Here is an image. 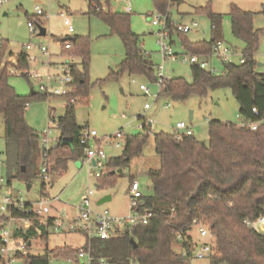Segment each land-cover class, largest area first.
<instances>
[{"label":"trees","instance_id":"1","mask_svg":"<svg viewBox=\"0 0 264 264\" xmlns=\"http://www.w3.org/2000/svg\"><path fill=\"white\" fill-rule=\"evenodd\" d=\"M93 2L98 3L89 0L90 13L104 20L111 33L120 39L125 51L117 71L110 72L108 78L116 79L128 74L130 77H145L157 82L154 65L142 51L139 36L131 30L130 15L104 12L101 7L94 8ZM179 2L174 0L171 5ZM154 5L160 13L165 12L168 6L161 0H154ZM197 13L208 17L212 36L203 49L198 43H186V48L191 55L208 59L213 46L220 42L222 17L214 14L209 7L200 8ZM261 13L264 15V4ZM229 17L233 37L243 44V63H223L219 75L192 65L190 83L182 78L158 79V97L183 102L192 95L204 97L209 91L229 89L238 105V115L255 119L257 117L252 113L255 108L260 118L264 116V75L257 73L254 60L259 36L264 31L254 29V14L250 12L232 6ZM66 42L61 41L64 45ZM69 44V49L63 45L64 50L81 60V70L76 65H70L74 91L69 97L85 101L89 86V41L78 37L70 40ZM8 54L6 44L1 41L0 117L4 125L7 183L10 184L11 180L30 183L37 164L42 168L46 159L47 180L52 179L54 174L62 177L68 170V161L83 159L85 153V146L79 144V139L73 141L71 147L60 145L61 138L72 137L76 131L81 134L83 130L76 124L75 105H65L64 115L57 121L60 132L57 147L47 154L43 153L39 135L27 124L24 115L29 100L47 97L36 93L20 96L15 92L8 84L11 74L4 61ZM16 62L17 68L26 69L27 54H17ZM141 119L143 134L123 135L122 154L107 159L102 176L96 179L99 188L113 187L118 178V174L113 172L121 170L122 174L130 169L133 161L143 156L151 128ZM208 137V143H204L193 136H184L178 141L173 133L153 135L158 165L145 174L152 193L149 196L142 195L138 207L139 212H147V224L127 227L116 238L105 241H88L85 238L84 248L63 246L46 250L43 256L17 253L14 258L23 264H49L51 258L73 262L83 251L91 256L94 264L100 259L116 264H187V260L192 258L191 251L197 247L190 231L202 225L207 228L209 239L213 241L212 252L207 258L209 264H264V232L251 226L259 219H264V126L256 132H250L238 128L236 124L213 121L208 124ZM133 179L130 178V184ZM31 205L24 203L23 209L8 206V215L0 214V230L8 219L29 220L31 226L27 230H15L13 239H21L26 243L37 240L46 244L49 235L39 218L25 211ZM52 221L47 219V225L51 226ZM178 236L181 237L180 241L177 240ZM2 248L0 239V261ZM183 253L186 255L183 256Z\"/></svg>","mask_w":264,"mask_h":264},{"label":"rangeland","instance_id":"2","mask_svg":"<svg viewBox=\"0 0 264 264\" xmlns=\"http://www.w3.org/2000/svg\"><path fill=\"white\" fill-rule=\"evenodd\" d=\"M94 8L101 7L104 12L125 13L130 8V25L134 34L139 36L142 51L149 56L154 65V77L161 74L164 80L182 78L191 82V64L184 63L183 58L193 56L186 48V43L199 44L200 49L209 44L212 30L211 23L205 14L197 13L200 8L209 7L214 14L222 17L220 43L235 51L231 58L232 63H238L242 57L243 44L236 40L231 33L230 10L232 6L242 11L254 14L253 27L264 31V15L261 13L264 0H180L176 5L167 3V9L162 14H168V30L172 31L169 39L163 43L169 46L176 59H165L161 54L160 38L157 33L161 26H153L152 21L160 13L156 10L154 0H96ZM100 5V6H99ZM36 9L41 15H36ZM67 19L73 33L67 32L64 24ZM34 23L35 31L31 33L28 23ZM190 24L195 21L198 28L184 36L172 30V23ZM38 27L45 29V36H38ZM86 38L89 41L90 62L88 66V93L85 101L73 96L57 97L40 91L45 84V76H56L61 73L64 64L76 65L81 70V60L77 56L69 55L63 48L61 41L66 44L74 38ZM0 40L6 44L8 54L4 61L11 74L8 84L20 96H30L33 93L45 94L46 99H31L25 108V120L38 135L44 131L48 133L49 147H57L60 132L57 121L64 115L65 101L74 100L76 124L82 131H95V139L89 140V146H101L106 158L114 159L122 154L124 141L114 138L117 132L124 136L143 134L141 125L151 122L150 135L143 149L140 160L133 161L130 169L118 174L113 187L99 188L97 180L89 177L90 173L100 172L90 169L82 159L68 161V170L57 177L43 182L38 175L40 164L32 174L30 183L20 180H11L7 183V163L5 158V140L3 119L0 117V202L9 197L12 200H22L25 204H34L41 198L47 201L50 212L45 219H54L62 209H67L66 225L78 214V205L83 194L91 190V210L99 214L111 216H126L130 213L131 201L128 194L130 178L134 177L140 185L143 196L152 193L151 185L146 177V171L156 168L158 159L155 155L153 135L158 133H173L172 128L178 122L186 123L192 131V136L199 142L208 143V124L213 121L223 123H238V105L229 89L209 91L206 96H190L186 101H172L159 96L158 79L151 80L145 77H130L122 74L116 79L108 78L110 72H116L124 59L125 51L120 39L113 35L98 15L90 13L89 0H0ZM24 52L28 55L26 69L17 68L16 54ZM30 58L32 60L30 61ZM199 58V57H198ZM201 60V57H200ZM209 69L219 75L223 70L220 59L208 58ZM257 63L256 71L264 75V33L259 36L258 49L254 54ZM37 73L39 79L30 77ZM51 77V78H52ZM145 86L149 94L145 95L139 86ZM50 86L61 91H74L71 86L60 84L56 80ZM71 88V89H70ZM149 109L145 110L144 106ZM193 113L189 121V112ZM40 138V137H39ZM119 146H116V144ZM41 145V138L39 140ZM45 190L42 191V185ZM46 194V195H44ZM109 196L111 200L99 205L100 200ZM0 214H7V206L0 203ZM41 219H39L40 221ZM11 228L20 227L22 223L7 220ZM30 224H32L30 222ZM5 225V224H4ZM24 230V228L22 229ZM257 230L264 232V220L257 225ZM47 243L32 241V247L25 254L43 256L47 251L63 246L80 248L85 238L75 233L55 234L51 227L47 231ZM190 236L200 251L204 244H213L211 239H200L198 226L190 231ZM9 248H15L10 242ZM179 252V248L175 246ZM5 251V250H4ZM14 252L2 254L3 259H10V264H23L14 258ZM1 264V261H0ZM49 264H75L65 259L51 258ZM79 264H84L80 260ZM187 264H209L208 259L190 258Z\"/></svg>","mask_w":264,"mask_h":264},{"label":"built area","instance_id":"3","mask_svg":"<svg viewBox=\"0 0 264 264\" xmlns=\"http://www.w3.org/2000/svg\"><path fill=\"white\" fill-rule=\"evenodd\" d=\"M165 3H171L174 0H161ZM130 13V8H126V14ZM41 11L36 9V15H41ZM169 16L166 12V14L159 13L152 21L153 26H161V31L157 33V36L160 38V45H161V54L165 59H176V55L172 53V50L169 46L165 45L163 41L165 39L170 38L171 32L168 30V23H169ZM171 22V21H170ZM172 23V22H171ZM64 24L68 27L67 32L69 34L73 33V29L69 26V22L67 19L64 20ZM198 28V24L195 21H192L190 24H181V23H172V30L177 32L178 34H188L192 30ZM28 29L31 33L35 31L34 23L30 21L28 23ZM0 46H1V40H0ZM65 49L70 48V44L67 43L64 45ZM235 51L231 48L223 46L220 42L216 43V45L212 48V53L209 58H216L220 59L222 63L227 64H242L243 63V57H241L238 61V63H232L231 58L235 55ZM199 56H190L183 58L184 63H189L193 66H198L202 70H206L209 72L214 73V69H209L208 66V60L206 58H198ZM28 59V55H27ZM32 58H30V61ZM30 77L34 79H39V75L37 73H33L29 75ZM49 75L45 76V84L40 86V91L44 92L49 95H54L57 97H66L69 96V91H61L59 89H54L50 86V82L56 80L60 84L67 85L71 87L72 83V75H71V69L69 64H64L61 68V73L52 77ZM158 79H163L161 74H158ZM71 89V88H70ZM139 90L142 91L145 95L149 94L148 89L141 85L139 86ZM74 103L73 99H70L68 102L65 101L66 104ZM145 110L149 109L148 105L144 106ZM252 113L254 114L255 119H246L242 116L238 115V123L236 126L240 129H245L250 132H256L258 131L262 126H264V116L259 117L257 109L253 108ZM150 124L151 128V122H145ZM142 128V125L140 126ZM173 135L176 140H181L184 136H192V131L190 130L189 126L184 122H178L172 128ZM48 133L43 132L39 135L41 138V147L43 150V153L47 154L50 150L54 149V147H49L50 141L47 138ZM97 136L95 131H82L79 135V144L82 146H85V153L83 163L86 164L90 169H97L100 172L90 173L89 177L98 179L102 176L103 171L105 169V164L107 161V158L101 148L100 145H98L95 148H91L89 146V140L95 139ZM115 139L122 140L123 139V133L117 132L114 135ZM116 146H119L118 144ZM47 164L48 160L46 159L43 162V166L40 170V178L43 180H47ZM129 198L131 201L130 205V213L126 216H111L107 214H99L95 213L91 210V196L93 195V192L91 190H87L83 196L80 199V203L78 205V214L74 219H72L70 222H68L66 225L64 224V220L68 218V216L65 214L62 216V213L60 212L57 214V216L53 219L52 225H47V219H45V215L50 212L49 208L47 207V201L44 198H41L38 202L32 204L28 208L25 209L26 213L30 216H34L35 218H39L40 224L44 227L45 231H48V227H51L53 232L55 234H61V233H75L78 235L84 236L88 241L92 239H99L101 241L109 240L112 238H116L118 234L123 231L127 227H134L137 225H145L148 221V215L147 212H139L138 207L140 206L139 200L142 197V194L140 192V185L137 181H133L132 184H130L128 189ZM2 204L6 205L7 207H13V208H20L23 209L24 202L22 200H12L9 197H5L1 200ZM264 219H259L256 223H253L251 226L254 229H257V225L260 224ZM15 221L16 223H22V229H28L31 224L29 220L24 219H11L10 220ZM8 223H5L1 227L0 230V239L3 244V248L1 250V264H10V259H3L2 254L6 252H14L15 254H25L26 250L29 248L28 243L24 242L21 239L14 240L13 239V232L15 230L20 229V227H14L11 228L10 226H7ZM21 229V230H22ZM198 234L200 239H209L210 234L206 227L199 225L198 226ZM177 240H181V237L178 236ZM10 242H13L15 244V248L10 249L9 244ZM197 247H195L191 251L192 258L195 259H204L208 258L212 252V244H204L200 251H196ZM5 250V251H4ZM183 256L186 255V253L182 254ZM80 260H84V264H94L93 259L91 256L83 251H80L78 254L77 261H73L75 264H79ZM97 264H116L112 263L111 261L107 259H100Z\"/></svg>","mask_w":264,"mask_h":264},{"label":"water","instance_id":"4","mask_svg":"<svg viewBox=\"0 0 264 264\" xmlns=\"http://www.w3.org/2000/svg\"><path fill=\"white\" fill-rule=\"evenodd\" d=\"M45 34H46L45 29L38 27V36H45ZM192 116H193V113L190 111L189 116H188L189 121L192 120ZM148 126L150 127V124H148ZM79 135H80V133L78 131H76L72 137L61 138L60 145L65 146V147H71L73 144V141L77 140ZM22 171H24V169H22ZM113 174H121V170L113 172ZM110 200H111V198L109 196L104 197L102 200H100L99 205L104 204L106 202H109ZM62 216H64V214H62ZM28 245H30V244H28Z\"/></svg>","mask_w":264,"mask_h":264},{"label":"crops","instance_id":"5","mask_svg":"<svg viewBox=\"0 0 264 264\" xmlns=\"http://www.w3.org/2000/svg\"><path fill=\"white\" fill-rule=\"evenodd\" d=\"M16 55H17V54H16ZM117 144H118V143H117ZM117 144H116V145H117ZM118 145H119V144H118ZM150 169H154V168H150ZM148 170H149V169H148ZM148 170H147V171H148ZM147 171H146V172H147ZM133 178H134V177H133ZM133 180L135 181V178H134ZM128 189H129V188H128ZM66 210H67V209H65V208L62 209L61 213L64 214V215H65V214L67 215V211H66ZM67 216H68V215H67ZM24 230H27V229H24ZM33 241H34V240H33ZM36 241H37V240H36ZM28 244H30V245H28V246H29V248H31V247H32V241H31V242H28ZM85 244H86V241H85V243L83 244V246L80 247V248H84V247H85ZM29 248H28V249H29ZM73 248H74V247H73ZM28 249H27V250H28Z\"/></svg>","mask_w":264,"mask_h":264}]
</instances>
